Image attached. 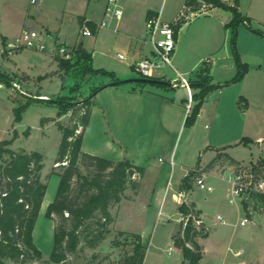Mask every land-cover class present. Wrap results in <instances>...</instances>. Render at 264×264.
Returning a JSON list of instances; mask_svg holds the SVG:
<instances>
[{"label": "rangeland", "instance_id": "1", "mask_svg": "<svg viewBox=\"0 0 264 264\" xmlns=\"http://www.w3.org/2000/svg\"><path fill=\"white\" fill-rule=\"evenodd\" d=\"M125 1L128 7V15L137 20L140 19L141 9H144L146 5L154 7L155 10H160V6H162L161 18L162 20H169L177 16L184 2V0ZM105 2H107V0H40L32 4L31 0H0V66L12 73L22 74L25 72L30 74L31 77H35L36 83L38 84L36 90L27 91L31 95L47 94L45 95L47 96L46 99L27 98L20 95L15 88L12 89L13 86L11 83L4 79L0 80V87H3L0 88V142L5 139H12L15 133L18 134V132H20V138L16 139L18 138L16 137V141H13L14 149H33L44 154L42 179L48 185L47 197L49 198L56 197L60 184L59 173H63L68 165V163H63L64 161L57 162L63 133L58 126L54 124V118L67 113L68 117L63 120V123L71 128L79 127V129L82 130L79 124L84 112V100L93 92L90 91L88 92L89 94L86 93L85 90L87 87H90L92 83L85 79L86 76L93 74H87L84 77L81 73V69L86 68V66L75 63L74 58L70 60L72 62V67L68 72L67 81L66 79L63 80L64 71L62 73L59 71V64L57 63L58 61H63V58L54 56L46 51H34L23 48L13 52V54L8 57L1 52V48H3L4 44L2 40L3 34H7L10 38L15 40V38L20 35L23 28H34L41 31L45 29V25H54L57 26L58 29H61V35L64 41L62 42L63 44L68 45L70 48H79L82 46L93 52L92 59L89 62V66L92 68L98 69L104 67L109 71L121 70L129 76L124 80L133 81V79L137 80L142 78L136 71L129 68L127 63H121L117 58L118 52L127 53V48L124 44L115 42L113 38L98 43L96 42L97 34L94 36L80 35V30L83 27L81 16L88 15L100 22L103 17H105L103 13ZM253 8L256 10L257 14H259L260 18H262L261 20L264 21V0H255ZM206 9L207 6L202 5L198 11L194 12L195 15L191 12L189 13L193 16V18H191L192 21H190L187 27L189 34L195 31L201 24L208 23V21L214 19L213 17L215 14L206 13ZM105 19H107L108 22L115 21V19L107 16ZM244 28H246V25L243 22L237 27L238 37L240 33L242 34L240 36L242 48L240 50L238 47L237 37V50L241 62L247 67V72L241 80V83L239 81L240 84H237V87H241L244 92L253 94L255 102L252 104L250 113V117L252 118L251 123H253L254 134L264 135V106L262 101L264 96V62L259 61V52L255 54L249 49L247 44L252 42L250 35L253 34L244 32ZM231 32L232 27L227 37L228 44L232 46ZM49 33L52 32L50 31ZM53 34L57 39V43H61V38L55 33H52V35ZM224 35V30H221L218 36L220 44L224 42ZM230 35L231 39H229ZM51 41L52 40H49V42ZM207 64L210 66L209 63H206V66ZM168 68L164 69V71L169 77L174 76L171 69ZM237 71L233 73L234 76L237 74ZM0 73L15 81L16 76L3 73L1 70ZM219 73L220 72H218V74ZM131 81L129 83H137ZM212 82L214 83L216 81ZM64 83L67 87L63 88L62 84ZM40 90L43 93H41ZM77 92L84 95L83 98L78 101L75 99L79 98H74L72 96L66 98L64 96L71 95V93L75 95ZM58 100L72 101L67 112L62 110L61 105L57 103ZM12 105L13 107L11 108ZM15 107L23 108L21 123L24 122V125H19L20 120H16L17 111L14 109ZM10 117L11 120L9 121L8 118L10 119ZM186 127L182 142L178 147L177 160H182L187 164H195L199 162L200 159V144L203 139L202 137L205 132L212 131L215 128V124H213L212 119L208 118V120H205L198 126V130L193 138V143L190 145L189 149L185 148L184 144L186 143V135L190 129L189 126ZM29 129L31 130V137H27ZM216 141L219 142L220 140L217 139L215 142ZM258 150L259 144H255L251 147L240 148V151L234 149V152L239 151V153H237L238 156L243 155V158L247 161L246 163H249V159L256 160ZM262 155L260 159L264 157V153ZM260 159H258L256 163H258ZM159 161L162 163L171 162L168 157H164L163 155L159 157ZM252 164L254 163L251 162L246 166H236L235 173L245 169V167H250ZM78 167L83 176L91 177L94 174L93 168L89 167V162L86 161L85 158H81ZM197 174V172H193L192 174L194 182L197 181ZM152 175V173H148L143 180L141 177L135 175L128 178L126 190L121 195L120 201H112L110 203L109 211L111 220L103 228V237H100L98 229L90 228L88 238L84 239V235L82 234V240L77 249L73 252H69L67 254V259L62 263H55L50 259L54 248L56 224H62L67 228H71V220L62 219L57 214L54 215L55 220H53L47 217V210L40 213L34 229V241L42 251L43 257L35 261L34 264H124L127 257L133 253L135 243L134 238L131 236V234L135 232L128 231V228H133V230L136 231L140 229L146 235L148 245L146 247L143 264H182L181 249L173 242V235L179 231L181 227L180 225L178 228L179 224L177 218L179 215L174 214L168 218V215L165 213L166 209L164 208V212L161 210L163 209L161 208V202L156 201L151 196L152 191L155 190L153 187ZM261 178L262 176L258 177L259 180ZM258 179L255 178L254 180L256 181ZM83 181L84 179L78 180L77 177L72 179L70 199L73 201H82L85 196L91 192V190H81L79 184ZM202 190L203 189L196 190L195 196L200 197ZM244 196L246 199L249 195L245 194ZM253 196L254 198H258L256 194ZM221 202L227 206L228 211L233 210L232 206L225 198H222ZM207 205L211 206L210 203ZM224 205L222 206L223 209H225ZM216 209L212 208L209 213L210 220L208 224L211 228L208 232V236L199 238L205 250L204 259L201 260L200 263L264 264V221L261 222V226H258L259 228L252 223L243 226L241 224L242 219L249 217L243 213L241 217H238L236 212H234L230 217H225L223 215L227 224H220L217 226V230H214L212 223L218 214L221 213L220 209ZM159 210H161L160 213H158ZM64 216L69 218L67 214ZM101 217V213L99 211L96 212L91 223L98 221ZM177 228L178 230L175 231ZM250 229L254 230L250 233L247 232ZM170 246L175 247L172 254L168 253ZM238 251L242 252L237 254L236 252ZM6 264H20V262L8 259L6 260Z\"/></svg>", "mask_w": 264, "mask_h": 264}, {"label": "crops", "instance_id": "2", "mask_svg": "<svg viewBox=\"0 0 264 264\" xmlns=\"http://www.w3.org/2000/svg\"><path fill=\"white\" fill-rule=\"evenodd\" d=\"M186 1L187 0H184L177 16L165 21H174L184 10L189 13L195 12H192L186 6ZM223 1L230 5L234 3V0ZM254 1L255 0H239L238 9L249 19L252 27L264 31V21L261 20L262 18H260L259 14H257L256 10L253 8ZM118 2L124 9V16L121 21L118 22L115 20L108 22V25L104 27H99L98 24L101 23L105 17L99 22L94 20L91 16L85 15L81 16L82 22L83 26H88L89 22L96 25V29L94 31L92 30V36L97 34L96 42L100 43L104 40H111L113 38L115 42L124 44L127 48V53L118 52L117 58L121 63H127L128 67L133 70V63L135 61L144 57H149L154 53L153 45L148 38L146 21L150 16L159 15L161 17L162 6H160V10H155L154 7L146 5L144 9H141L140 19L137 20L128 15V7L125 0H118ZM107 3L108 0L105 2L103 8L104 15ZM206 6V13H214V19H211L212 21H208V23L201 24L195 31L189 34L187 27L190 21H192L191 18H193V16L187 18V22L182 25L176 34V49L172 57L173 67L166 65L162 67L159 72L160 75H162L160 78L163 80L173 79L177 77L179 72L185 75L191 82L199 81L202 76L201 72L206 67V63L210 64V77L212 81H216L214 83L224 84L234 78L233 73L238 70V67L233 55L232 46L227 42L233 13L231 10L220 7H213L211 5ZM45 29H48L47 32L51 31L59 36L62 40L61 44H63L62 42L64 41L60 28L58 29V27L54 25H45ZM221 30H224L225 33L223 44L219 43L218 38ZM49 32L48 39L57 42L54 34L52 35V33ZM244 32L253 34L250 35L252 42L247 45L251 52L255 54L259 52V61L264 62V36L254 33L248 29L247 26L244 28ZM241 35L240 33V36ZM240 36L238 37V47L241 50L242 41ZM230 37L231 35L229 39H231ZM2 40L3 43H6L13 39L7 34H3ZM84 49L93 56V52L90 49ZM120 53L125 55V59L119 58L118 55ZM12 54L7 56L10 57ZM57 63L59 64V71H61V73L64 71L65 73V70L60 66V62L58 61ZM168 67L171 69L174 76L169 77L164 71V69ZM98 69H103L112 74L99 73L86 76L85 80H89L88 82L92 83V85L85 90L86 93L99 87H101V89L92 99L90 120L88 128L84 133L82 143L83 152L113 161L127 159L133 164L144 168L142 180L148 173H152L153 187L155 190L152 191L151 196L156 201L161 202V208H163L161 210L164 212V208L166 209L165 213L168 215V218L174 214L179 215L177 218L179 224L178 228L181 225L179 221L180 214L182 213L180 210L181 206L173 201L172 196L181 190L187 192L192 207L201 215L208 227H210L208 224L210 220L209 213L212 208L221 210L218 216H221L224 222H219L218 226L220 224H227L224 216L230 217L234 212H236L238 217H241L242 213L249 217L250 221L246 224H242L245 218L242 219L241 224L243 226L249 223H252L257 228L261 226V222L264 221V204L260 202L259 197L254 198V196H248L246 199L245 196L228 197V193L232 187V179L235 174L236 166H246L251 162L255 164L264 153V135L254 134L253 123H251L252 118L250 117L252 104L255 102V98L253 94L244 92L241 87H237V84H240L241 81L240 83H232L216 91H212L207 96L196 122L191 127L189 126L190 129L186 135V143H184L185 148L189 149L190 145H192L198 126L205 120H208V118L212 119L215 128L210 132H205L202 137L199 162L187 164L182 160L178 161L177 156L178 147L182 142L184 132L187 128L185 125L186 118L191 112L188 111L187 106L189 99L188 90L185 87L156 86L149 83L143 84L140 80L134 79L133 81L137 82L135 84L128 82L122 85H113L112 83L114 80H124L129 76L121 70L109 71L104 67ZM0 70L11 76H16L15 81L19 82L21 87L26 91L36 90L38 85L36 83V78L31 77L30 74L25 72L22 74L12 73L2 66H0ZM218 72H220L219 74L221 75H219ZM67 79L68 78H66V81ZM62 87H67V85L64 83ZM12 89L14 88L12 87ZM16 91L18 90L16 89ZM192 91L195 94L198 92V89L192 88ZM40 92L43 93L41 90ZM19 94L34 99V97L23 95L20 92ZM42 95L45 96L47 94L43 93ZM64 96L66 98L71 96L79 98L75 99L78 101L83 98L84 95L77 92L75 95L71 93V95ZM240 96L247 99L246 108H240L238 103ZM262 101L264 106V96ZM64 103L67 104L68 101ZM244 103L245 102H243V105ZM194 104L195 100L193 102V105ZM16 108L17 107L14 109ZM67 117V113L61 114L57 118H54L53 122L56 126H58L59 122L66 125L63 123V120L67 119ZM8 120L10 121L11 117L10 119L8 118ZM19 122V125H24V122L21 123V120ZM17 135L18 138L16 139H19L21 135L20 132H18ZM27 137H31L30 129L27 132ZM16 139L14 141H16ZM217 139L220 141L215 142ZM243 139H247V142H244ZM255 144H259L258 156L256 160L249 159V163H246L247 161L243 158V155L238 156L237 153H239L240 148L251 147ZM11 147L13 148V143ZM234 149L239 151L234 152ZM24 150L28 152L36 151L26 148H24ZM40 153L44 158V154L42 152ZM162 155L168 157L171 162H160L159 157ZM192 172H197V177L205 176L206 183L212 186L213 190H204V192L202 190L200 197L195 196V191L200 188L197 183L193 181V176L188 183H185V178ZM187 184L190 185V188L187 187ZM222 198H225L229 202L232 206V211H228L227 206L222 204ZM53 199L54 198L47 197L46 192L40 213L47 210L48 205ZM208 203H210L211 206L207 205ZM244 203H247L246 208L244 207ZM223 205L225 209L222 208ZM161 210H159L158 213H160ZM217 217L212 223L213 226L215 222L218 221ZM178 228L175 231H177ZM214 230H217V227H215ZM253 230L254 229H250L247 232L250 233ZM128 231L141 234L142 243L147 247L146 235L143 231L140 229L136 231L133 230V228H128ZM174 250L175 247L170 246L169 251L171 252L168 251V253L172 254ZM180 251L182 256L181 260L183 261V253L182 250ZM240 252L242 251L236 253L239 254ZM204 256L205 250L201 260L204 259ZM198 264L201 263L199 262Z\"/></svg>", "mask_w": 264, "mask_h": 264}, {"label": "trees", "instance_id": "3", "mask_svg": "<svg viewBox=\"0 0 264 264\" xmlns=\"http://www.w3.org/2000/svg\"><path fill=\"white\" fill-rule=\"evenodd\" d=\"M204 4L232 11L233 19L230 23L232 27L231 43L238 71L234 78L224 85H216L212 83L210 68L207 65L202 70V76L199 81H190L191 87L198 89V92L194 94L195 104L186 118V126H192L196 122L207 96L212 91L239 82L244 78L247 67L241 62L237 50L238 25L243 22L251 31L264 36V31L253 28L249 19L239 11V0H234V6L223 0L186 1V6L192 12L198 11ZM186 14H189V12H186ZM187 20L186 17L180 19L176 25V32L180 30ZM89 27L93 31L96 29L94 23L89 22ZM91 59V53L87 52L84 48L79 47L76 49L75 63L86 66V68H80L84 77L87 74H112L103 69H94L89 66ZM71 63L70 60L66 59L60 62V66L65 70L63 80L68 77V72L72 67ZM3 79L9 83L12 81V79L0 73V80ZM162 80V78H154L152 81L140 82L156 86H167L161 82ZM130 81L116 79L112 84L122 85ZM100 89L101 87L94 89L92 94L84 100V112L79 124L82 127L80 133L76 134V130L79 127L71 128L60 122L58 123L59 129L63 133V138L57 162L66 160L68 165L63 173H59L60 184L57 195L48 205L46 215L53 220H55V214L62 219H70L71 228H67L62 224H56L54 248L50 256L51 261L55 263L64 262L67 259V254L77 249L82 240V234L84 235V239L88 238L90 228L98 229L100 237H103V228L111 220L110 203L112 201H120L121 195L126 190L128 178L135 174L142 178L144 174L143 167L135 165L127 159L113 161L82 151L84 133L88 128L90 120L92 99ZM65 101H68V103L65 104ZM57 102L65 112H67L68 107L72 104V101L69 100H58ZM243 102H245L244 105ZM238 103L240 108H246L247 99L240 96ZM22 109V107L16 108V120L18 121L22 118ZM16 137L17 134L15 133L12 139H5L0 142V264H6V260L8 259L20 262V264H34L35 261L43 257L42 251L34 241V229L48 185L42 180L43 155L38 151L28 152L13 149L11 145ZM243 141L247 142V139H243ZM81 158H85L89 162V167L93 168L94 174L91 177L81 174L78 167ZM246 168L252 170L256 179L261 176L263 179L264 157L258 163ZM192 174L193 172L185 178V183L191 180ZM75 177L78 180L84 179L79 184L81 190H91L79 202L70 199L72 179ZM187 187L190 188V185L187 184ZM255 194L258 195L260 201L264 204V193H252L249 196ZM244 207H247V203H244ZM180 210L182 213H186L188 208L181 206ZM98 211L101 213V219L91 223V220ZM66 213H68L69 218L64 216ZM131 236L135 240L134 249L124 264H143L146 247L142 243V236L138 233H132ZM207 236L208 232L198 231L190 223L184 230L183 224H181L179 231L173 235V239L175 245L182 250V264H198L200 262L204 254V248L199 238ZM188 243L193 248L189 247Z\"/></svg>", "mask_w": 264, "mask_h": 264}, {"label": "built area", "instance_id": "4", "mask_svg": "<svg viewBox=\"0 0 264 264\" xmlns=\"http://www.w3.org/2000/svg\"><path fill=\"white\" fill-rule=\"evenodd\" d=\"M40 0H31L32 4L39 2ZM206 6V4H204ZM234 6V3L232 4ZM205 11V10H204ZM206 12V11H205ZM193 15L194 12L192 13ZM110 17L116 21H121L124 16V9L119 4L118 0H108L105 8V17ZM191 14H186L182 11L180 15L172 22L162 20V18L157 16L148 17L147 32L148 38L153 45L154 53L149 57H144L138 59L133 63V70L136 71L142 78L154 79L160 78V70L164 66L173 67L172 57L176 49V25L182 17L189 18ZM108 25L107 19H104L98 24L99 27H104ZM82 36H92L93 31L89 26H83L80 30ZM49 34L46 29L41 31L34 28H24L20 35L15 38V40L6 42L3 44L2 52L6 55L12 54L18 49H30L34 51H46L54 56H60L66 60H72L76 57V49L70 48L69 46L61 43H57L52 40L49 42ZM120 59H125V55L120 53ZM171 82L172 87H185L189 92L188 99V111H191L194 102V93L190 84V80L182 73L177 74V77L173 79H167ZM13 88L17 89L21 94L46 99L47 96L44 95H31L27 91L23 90L22 87L16 81H11ZM82 128V127H81ZM81 130L78 128L76 134L80 133ZM63 163H68L66 160ZM58 165V164H57ZM136 176V174H135ZM255 174L251 169H242L238 173H235L232 179V187L228 193V197H242L245 194L252 193H264V179L254 180ZM197 185L200 189L212 191L213 187L208 185L205 181V176L196 178ZM172 199L175 203L180 206H185L188 208L186 213L180 214V223L183 224V230L190 223L196 230L209 232L211 227L206 226L204 219L199 213L195 211L192 207L191 202L188 198L186 191L181 190L173 194ZM68 215V213H66ZM218 221L215 222L214 228L218 226L219 222H224L221 216H218ZM249 218H245L242 224L248 223ZM189 247L193 248L189 243ZM171 252V251H169Z\"/></svg>", "mask_w": 264, "mask_h": 264}, {"label": "water", "instance_id": "5", "mask_svg": "<svg viewBox=\"0 0 264 264\" xmlns=\"http://www.w3.org/2000/svg\"><path fill=\"white\" fill-rule=\"evenodd\" d=\"M137 80H140V81H152L153 79H147V78H139ZM163 84H166L167 86H170L172 87L171 85V82L167 81V80H162L161 81Z\"/></svg>", "mask_w": 264, "mask_h": 264}, {"label": "bare ground", "instance_id": "6", "mask_svg": "<svg viewBox=\"0 0 264 264\" xmlns=\"http://www.w3.org/2000/svg\"><path fill=\"white\" fill-rule=\"evenodd\" d=\"M39 233V232H38Z\"/></svg>", "mask_w": 264, "mask_h": 264}]
</instances>
